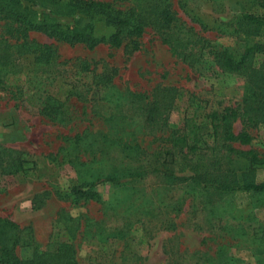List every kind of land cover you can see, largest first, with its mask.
I'll use <instances>...</instances> for the list:
<instances>
[{"label": "rangeland", "instance_id": "1", "mask_svg": "<svg viewBox=\"0 0 264 264\" xmlns=\"http://www.w3.org/2000/svg\"><path fill=\"white\" fill-rule=\"evenodd\" d=\"M167 2L174 11L177 24L186 29L192 27L212 45L227 46L239 52L246 37L248 42L264 39L263 29L258 35L252 30L246 36L243 31L251 29L245 28L240 18L244 13L264 15L258 0ZM150 4L154 6L153 1ZM28 5L34 9L36 20L51 19L62 25L71 23L72 17L66 13L64 5L46 0H32ZM127 6H134L138 11L147 7L144 1L124 0L121 7ZM89 21H92V35L95 37L114 31V27L107 25L102 17ZM4 24V21H0V30ZM28 34L29 40L51 44L55 48L57 65L46 73H35L31 54L14 55L16 64L22 66L24 72L21 75L23 82L17 83H22L21 91L13 95L7 90H0V144L25 151L37 161L36 168L27 172L0 173V223L6 219L17 223L22 229L17 247V254L21 256L31 252V241L42 249H52L58 242L67 240V234L54 233L53 224L61 211L80 216L83 222L85 218L100 220L105 217L100 204H71L59 199L54 192L66 191L81 182H91L109 173L113 165L122 167L124 162L119 164L121 157L117 145L104 148L102 163L99 164L98 161H88L85 165L75 166L68 158L75 159L76 154V161L90 157L91 150L105 146V134L112 137L116 133L120 136L136 133L135 137L147 151L158 150L161 142L155 140L154 136L161 134L159 130L151 131L145 127L143 120L139 122L129 108L131 104L120 106L131 98L129 92L150 97L157 84L178 89L180 98L168 115L166 130L181 126L184 118L192 114L194 108L190 105V96L204 101V109H198V113L226 106L236 107L242 100L245 89L242 77L218 68L211 61V56L188 64L170 51L151 26H147L140 37L139 49L132 52L124 46L111 48L106 44L87 49L81 44L55 41L34 30ZM4 37L9 39L8 34ZM10 42L15 43L14 39H10ZM262 61L264 56L257 55L255 64ZM81 63L88 64L89 68L83 70ZM79 69L81 71L77 74ZM102 72L110 76L111 81L106 87L98 82L96 88L94 85ZM73 86L84 93V96L81 94L82 99L68 92V88ZM89 87L92 89L89 90ZM46 93L65 101L70 112L66 122L57 123L40 114L38 106ZM112 113L117 115V119L107 123L106 119ZM233 126L235 132H239L243 123L237 120ZM245 129L252 137L251 142H232L231 146L238 150L253 149L264 153V123ZM73 137L76 140L68 139ZM225 155L221 161L224 167L239 171L247 164L244 157L234 152H225ZM172 169L179 179L166 181V178L146 175L135 183L143 188L145 196L150 195L154 200L160 199L170 204V209L181 193L186 195L179 210L170 213L174 226L157 230L153 228V221H147L143 225L147 242L138 244L137 239L143 230L136 225L134 240L129 241L128 248H125L124 241L109 240L104 245V252L98 247L97 237L91 238V233H79L74 239L78 261L81 264H102L106 261L112 264H166L165 250L176 247L179 250L208 251L218 258L220 264L229 259H232L231 264H264V191L220 192L204 187L202 183L190 179L193 171L179 158H176ZM255 176L258 181L263 180L264 168L258 169ZM119 187L106 183L96 189L103 198L112 200L123 196ZM209 198L214 203H207ZM9 239L10 233L0 226V244H6ZM221 245H226L225 251L216 255Z\"/></svg>", "mask_w": 264, "mask_h": 264}, {"label": "trees", "instance_id": "2", "mask_svg": "<svg viewBox=\"0 0 264 264\" xmlns=\"http://www.w3.org/2000/svg\"><path fill=\"white\" fill-rule=\"evenodd\" d=\"M46 1L64 5V8H67L66 13L72 17L71 23L62 25L51 19L36 20L33 15L34 9L28 5L29 2L0 0V21L5 22L0 30V90H7L13 95L21 91L22 83H17L23 82L21 75L24 72L23 67L16 64L14 55L31 54L35 73H46L57 65L55 48L51 44L39 43L34 39L29 40L28 33L32 30L42 32L55 41L70 45L81 44L87 49L106 44L111 48L124 46L132 52L139 49L140 37L147 26H151L158 33L161 40L177 57L188 64H194L211 56V61L218 68L242 77L245 80V89L238 106H226L205 113L197 112L198 109H204V101L196 96H190V105L194 108L192 114L184 118L181 126L167 130L168 115L180 98L178 89L157 84L152 89L150 97L142 93L129 92L128 95L131 98L126 99L120 106L127 107V104H131L129 108L132 109V114L138 117L139 122L142 123L143 120L145 127L151 131L159 130L161 134L154 136L155 140L161 142L158 150L147 151L148 149L135 137L136 133H130L128 136H120L116 133L112 137L105 134L103 142L105 146L95 151L91 150L90 157L76 161V154L75 159L68 158V161L75 166L85 165L88 161H98L99 164L102 163L101 156L104 148L117 145L121 157L119 164L124 162L122 167L113 165L109 173L91 182H81L69 187L66 191L54 192L59 199L71 204L88 202L100 204L105 217L100 220L85 218L83 222L80 216L61 211L53 224L54 233L67 234V240L58 242L52 249H42L31 241V252L27 256L17 254L22 231L20 226L13 221L2 219L0 226L5 232L10 233V239L6 244H0L1 264H81L78 261L74 243L79 233L82 235L91 233V238L97 237L98 247L104 252L106 249L104 245L109 240L124 241L125 248H128L129 241L134 240L133 231L136 225L143 230L137 243L147 242V236L144 233L146 228L143 226L147 221H153V228L157 230L170 229L174 226L170 213L179 210L186 195L181 193L170 209V204H165L160 199L154 200L150 195L145 196L143 188L135 182H139L146 175L166 178V181L179 179L172 169L176 158L190 166L193 171L190 179L202 183L204 187L220 192L264 191V179L258 181L255 176L258 169L264 168V153L253 149L238 150L231 146L232 142L249 144L252 137L245 128L264 123V61L255 64L257 55L264 56V39L248 42L246 37L243 48L239 52L227 46L212 45L210 40L199 35L192 27L186 29L177 24L174 11L167 0H140L147 5L140 11L134 6L122 8L124 0ZM151 1L154 2V6L150 4ZM258 4L264 9V0H258ZM147 9L151 11L147 12ZM94 17H102L107 25L114 27V31L109 35L93 36L92 21L89 20ZM240 18L245 28L251 29L243 31L246 36L253 31L258 35L260 30H264V15L244 13ZM5 34L9 35V39L4 37ZM10 39H14L15 43L12 44ZM81 68L88 69L89 65L81 63ZM80 71L79 69L77 74ZM103 75L102 72L100 75L102 78L99 77L96 81L94 85L96 88L99 84H104L106 87L111 81L110 76ZM68 92L79 99L83 98L82 95L84 96V93L78 92L75 86L69 87ZM38 108L40 114L57 123L66 122L70 116L69 107L65 105V101L49 93L44 95ZM116 116L112 113L109 119H106L107 123L116 121ZM237 120L243 123V128L239 132H235L233 126ZM122 128L124 129L125 126ZM165 131L168 133L165 134ZM68 139L76 140V137ZM225 152L241 155L246 159V166L239 171L224 167L221 161L226 157ZM149 157L153 158L149 159ZM36 166V159L31 158L27 152L0 144V173L27 172ZM106 183L120 186L123 196L112 200L103 198L96 187ZM207 203H214V201L209 198ZM219 228L227 230L223 226ZM225 246L221 245L216 255L225 251ZM165 253L167 254L166 264H220L217 261L218 258L213 257L208 251H188L170 247L165 250ZM231 263L232 259H229L224 264ZM102 264L112 263L106 261Z\"/></svg>", "mask_w": 264, "mask_h": 264}]
</instances>
